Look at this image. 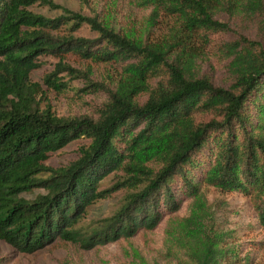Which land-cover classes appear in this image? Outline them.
Segmentation results:
<instances>
[{
  "label": "trees",
  "instance_id": "trees-1",
  "mask_svg": "<svg viewBox=\"0 0 264 264\" xmlns=\"http://www.w3.org/2000/svg\"><path fill=\"white\" fill-rule=\"evenodd\" d=\"M85 1L86 0H81ZM149 6V27L165 32L136 40L103 24L96 15L70 10L52 0H0V240L21 252H34L57 239L91 248L153 230L174 215L201 184L254 203L264 229V47L244 36L225 43L222 56L231 85H214L195 72L207 55L211 33L229 30L215 18L226 13L264 11V0H139ZM60 10L50 17L33 6ZM262 28L264 30V21ZM84 26L94 37L76 35ZM118 63L124 75L95 117L63 118L37 105L39 84L30 73L40 56L59 57L43 81L65 88L63 74L90 72L61 59ZM166 71L155 86L148 78ZM97 86V85H96ZM147 93L144 102L136 98ZM211 114L209 118L207 115ZM207 118V119H206ZM203 119V120H201ZM79 138L78 157L60 167L46 164L51 154ZM158 163L154 169L146 163ZM125 168L136 190L95 229L76 227L87 207L110 196L116 186L98 189L111 172ZM142 182L138 183L139 181ZM46 190L32 200L19 195ZM186 264H239L207 248Z\"/></svg>",
  "mask_w": 264,
  "mask_h": 264
},
{
  "label": "rangeland",
  "instance_id": "rangeland-1",
  "mask_svg": "<svg viewBox=\"0 0 264 264\" xmlns=\"http://www.w3.org/2000/svg\"><path fill=\"white\" fill-rule=\"evenodd\" d=\"M52 1L85 15H96L103 24L136 40L153 39L167 30V26L163 25L164 20L149 27L151 8L140 5L139 0ZM32 10L50 17L60 13V10L40 5L33 6ZM247 11L233 16L224 12L215 16L228 23L229 30L209 35L211 42L205 48L207 55L195 67L197 75H205L214 85L227 88L231 82L221 59L227 54L225 43L244 36L264 47V30L261 25L264 11L260 14ZM76 35L95 36L87 26L82 27ZM40 59L43 66L30 73V80L39 84L36 96L38 109H50L56 116L63 118L95 117L98 105L107 97V89L117 87L123 75L122 66L118 63L94 62L67 53L61 58L63 62L77 68L80 73L91 71L90 79L97 86L91 84L84 88L87 83L80 74H63L61 79L65 80L62 83L66 86L59 90L43 81L45 74L58 63L59 57L40 56ZM157 73L158 75L148 78L152 87L159 81L166 80L164 68ZM146 98L147 93H141L136 100L142 103ZM88 143L86 138L74 140L51 154L46 164L53 168L67 165L78 157L79 147ZM146 164L154 169L158 167L154 160ZM127 172L125 168H119L100 181L98 189L116 186V190L107 198L99 199L87 207L85 216L76 224L78 229L90 231L97 228L122 206L128 193L136 190L127 185ZM200 189V196L182 201L179 210L170 218L165 216L155 229H140L130 238L122 237L103 245L82 248L57 239L44 248L28 253L0 240V264H186L192 262V256L209 247L220 251L224 255V262L239 257V264H264V229L258 225L252 200L222 193L205 183L201 184ZM45 193L46 190L35 188L19 196L32 200Z\"/></svg>",
  "mask_w": 264,
  "mask_h": 264
}]
</instances>
